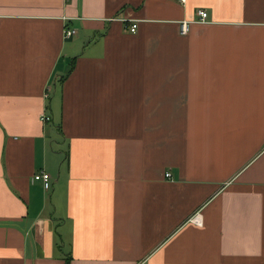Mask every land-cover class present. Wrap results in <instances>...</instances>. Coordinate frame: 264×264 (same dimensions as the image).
Returning <instances> with one entry per match:
<instances>
[{
    "label": "crops",
    "instance_id": "crops-1",
    "mask_svg": "<svg viewBox=\"0 0 264 264\" xmlns=\"http://www.w3.org/2000/svg\"><path fill=\"white\" fill-rule=\"evenodd\" d=\"M66 257L264 264V0H0V264Z\"/></svg>",
    "mask_w": 264,
    "mask_h": 264
},
{
    "label": "built area",
    "instance_id": "built-area-1",
    "mask_svg": "<svg viewBox=\"0 0 264 264\" xmlns=\"http://www.w3.org/2000/svg\"><path fill=\"white\" fill-rule=\"evenodd\" d=\"M181 1H185V0H181ZM197 14H198V19L200 21H204L206 19V16H207V12L205 9L203 8H198L197 9ZM188 27H189V21L188 20H182L180 22V32L181 33H186L187 30H188ZM136 29V23H131L130 25V30L131 31H135ZM75 32V29L73 28H70V27H66L64 30H63V34L65 36H70L72 35L73 33ZM47 94V93H46ZM40 118L41 120L43 121H49L50 120V116L47 115V114H41L40 115ZM169 175V172H165V176H168ZM33 179H36V180H41L44 188H49L50 187V175L47 171H39L37 173H35L33 175ZM191 220H193L194 222H200V216L199 214H195L191 217Z\"/></svg>",
    "mask_w": 264,
    "mask_h": 264
},
{
    "label": "trees",
    "instance_id": "trees-1",
    "mask_svg": "<svg viewBox=\"0 0 264 264\" xmlns=\"http://www.w3.org/2000/svg\"><path fill=\"white\" fill-rule=\"evenodd\" d=\"M64 264H69V257H66L64 260Z\"/></svg>",
    "mask_w": 264,
    "mask_h": 264
}]
</instances>
